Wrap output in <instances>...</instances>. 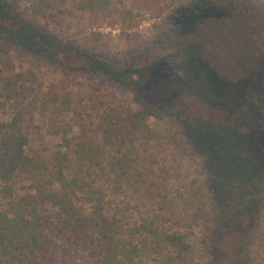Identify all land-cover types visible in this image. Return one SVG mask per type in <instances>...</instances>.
Segmentation results:
<instances>
[{"label":"trees","instance_id":"1","mask_svg":"<svg viewBox=\"0 0 264 264\" xmlns=\"http://www.w3.org/2000/svg\"><path fill=\"white\" fill-rule=\"evenodd\" d=\"M109 3L30 0L21 7L0 0V43L47 55L57 70L81 74L90 90L84 100L42 93L27 73L0 69V264H181L190 250V222L187 207L176 209L168 196L172 181L187 188L209 181L219 205L213 196L207 207L190 197L185 203L197 214L223 218L222 229L251 221L238 230L243 244L236 264L253 263L248 245L264 213V40L259 35L256 44L254 29H243L235 79L218 76L187 41L182 50L192 70L178 84L200 91L217 120L192 117L182 103L178 116L165 118L154 99L131 85L150 81L165 56L115 65L73 38L106 18ZM239 5L182 0L165 10L188 35L199 23L215 24L236 11L244 21L253 17ZM104 79L130 91L128 105H101L93 93ZM190 155L202 157L205 176L181 178ZM258 258L264 264V252Z\"/></svg>","mask_w":264,"mask_h":264},{"label":"rangeland","instance_id":"2","mask_svg":"<svg viewBox=\"0 0 264 264\" xmlns=\"http://www.w3.org/2000/svg\"><path fill=\"white\" fill-rule=\"evenodd\" d=\"M109 1L110 13L106 18L94 24H88V26L85 25L87 19L83 17L80 24L84 22L85 27H82L80 32L76 31L75 37H72L115 65L149 64L153 59L165 56L167 59L150 73V81L139 82L138 86L132 82L131 85L138 88L142 94L154 99L165 112L163 113L165 118L174 114L178 116L180 108L183 107H181L182 103L188 115L200 120L216 121V116L213 115L214 110H210L201 102V96L197 93L200 91L178 84L186 79V74L182 72L186 68L192 70V65L187 64L182 49L187 41L192 42L198 56L204 59L218 76L237 78L240 74L239 61L242 60L243 55L241 50L246 46L241 37L242 34L244 35L243 29L246 27L254 29L252 33L256 44L259 35L264 40V26H259L260 21L264 20V0H237L242 4L237 10L247 9L253 16H247V21H244L237 13L239 11H236L233 17L226 16L225 19L215 24H210L208 21L199 23L190 34H186L187 36L181 35L182 33L173 23L175 22L174 16L172 17L165 10L166 4L182 0H145L147 5L141 3L140 0ZM18 2L21 7H25L30 0H18ZM192 19L193 17L190 16L189 20ZM247 22H249L248 25H246ZM213 27L216 29L213 30ZM41 56L43 57L36 54H21L15 52L10 46L0 43L1 70L27 73L42 93L47 91L57 94L68 92L75 100L86 98L90 90H87L85 82L80 78L81 74L73 70L59 71L45 58L47 55ZM251 56H254V52ZM193 76L188 80H197ZM99 84L93 94L101 100L103 107L128 105L130 92L128 89L108 79H104ZM180 115L183 116L184 113L181 112ZM148 123L152 124V120L149 119ZM202 161L199 155L184 157L181 166L184 167L182 175L185 174V176L181 178H201L205 173L200 168ZM209 183V181L206 182L208 186ZM195 184L192 183L187 188L185 183L172 181L167 185L168 196L175 198L172 205L176 209L187 207L186 211L183 210L190 222L189 236H187L190 250L181 264H236L240 256L239 246L243 244V238L239 237L238 230L245 232L251 221L244 218L238 225L239 228L236 229V226L230 225L231 227L224 230L219 224L223 218L217 217L211 211L209 214L195 213L194 206L188 207L185 203L189 197L198 199V205L203 204L207 207L206 201L213 196L203 182L197 188ZM212 198L218 205L222 202L221 199H217L218 197L213 196ZM224 208V206L221 207V209ZM261 217L259 225L253 226L256 227V235L248 245L251 255L255 256V261L251 264H257L258 257L264 252V213Z\"/></svg>","mask_w":264,"mask_h":264}]
</instances>
